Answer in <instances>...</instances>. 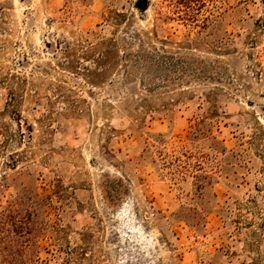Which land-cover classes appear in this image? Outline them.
<instances>
[{
  "label": "rangeland",
  "instance_id": "obj_1",
  "mask_svg": "<svg viewBox=\"0 0 264 264\" xmlns=\"http://www.w3.org/2000/svg\"><path fill=\"white\" fill-rule=\"evenodd\" d=\"M134 2L0 0V211L38 264H264V0Z\"/></svg>",
  "mask_w": 264,
  "mask_h": 264
},
{
  "label": "trees",
  "instance_id": "obj_2",
  "mask_svg": "<svg viewBox=\"0 0 264 264\" xmlns=\"http://www.w3.org/2000/svg\"><path fill=\"white\" fill-rule=\"evenodd\" d=\"M149 1L135 0L134 7L145 11ZM36 206L25 214L12 204L0 211V264H38V241L47 223L44 216L37 219Z\"/></svg>",
  "mask_w": 264,
  "mask_h": 264
}]
</instances>
